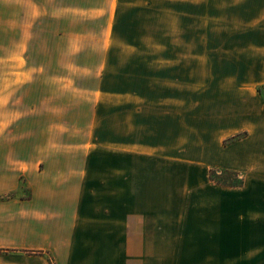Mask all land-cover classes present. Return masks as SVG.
Returning a JSON list of instances; mask_svg holds the SVG:
<instances>
[{
	"label": "crops",
	"instance_id": "0c3cea01",
	"mask_svg": "<svg viewBox=\"0 0 264 264\" xmlns=\"http://www.w3.org/2000/svg\"><path fill=\"white\" fill-rule=\"evenodd\" d=\"M118 3L0 0V54L5 57L0 55V264H264L263 12L258 20L253 16L262 23L240 30L220 27L213 14H197L188 25L197 45L203 36L229 40L240 34L253 40L224 55L235 68L244 67L243 74L205 78V86L223 87L221 100L228 102L235 123L225 138L243 135L219 144L211 159L202 153L183 157L179 173L135 172L126 170L120 156L95 158L93 153L112 149L146 164L155 157L94 143V126L78 145L28 140L29 125L35 123L30 115L61 111V92L55 89L60 63H33L29 54L37 45L46 52L47 37L53 38V54H60L62 37L78 36L75 25L83 19L78 6L102 5L111 13ZM195 65L204 66L202 61ZM193 81L201 91V79ZM243 86L250 89L242 91ZM39 87L47 97H31ZM5 132L11 133L9 139H1ZM227 172L233 180L220 178Z\"/></svg>",
	"mask_w": 264,
	"mask_h": 264
},
{
	"label": "rangeland",
	"instance_id": "374dc122",
	"mask_svg": "<svg viewBox=\"0 0 264 264\" xmlns=\"http://www.w3.org/2000/svg\"><path fill=\"white\" fill-rule=\"evenodd\" d=\"M118 1L111 13L104 12L102 5L78 6V18L90 20L76 23V38L62 37L60 54H53V38L49 37L44 38L46 52L37 45L29 54L33 63L49 59L60 63L55 89L61 92V111L59 115H30L29 121L35 123L29 125L28 140L78 145L86 140L87 128L94 126V143L155 157L146 164L111 149L107 154L95 151V158L120 156L127 171L173 169L179 173L183 157L196 158L202 153L211 159L219 144L229 145L242 137L225 138L235 123L228 102L221 100L223 87L205 86V78L243 74L244 67L235 68L233 60L224 55L237 46L246 47L252 37L203 36L197 45V36L188 25L197 14H213L222 28L244 29L264 21L253 19L264 13V0H216L200 7L192 3L198 0ZM34 39H39L38 34ZM196 61L204 66L198 68ZM193 77L201 79V91ZM249 89L242 87V91ZM48 94L42 87L31 90V97ZM19 130L22 135L23 127ZM8 136L11 133L5 132L1 139ZM234 177L228 172L220 176L224 181Z\"/></svg>",
	"mask_w": 264,
	"mask_h": 264
},
{
	"label": "trees",
	"instance_id": "16d2710c",
	"mask_svg": "<svg viewBox=\"0 0 264 264\" xmlns=\"http://www.w3.org/2000/svg\"><path fill=\"white\" fill-rule=\"evenodd\" d=\"M212 179L215 180V181H217V182H219V183H223L220 180L216 179L215 176H213Z\"/></svg>",
	"mask_w": 264,
	"mask_h": 264
},
{
	"label": "built area",
	"instance_id": "2783aa9c",
	"mask_svg": "<svg viewBox=\"0 0 264 264\" xmlns=\"http://www.w3.org/2000/svg\"><path fill=\"white\" fill-rule=\"evenodd\" d=\"M263 88H264V86H263Z\"/></svg>",
	"mask_w": 264,
	"mask_h": 264
}]
</instances>
